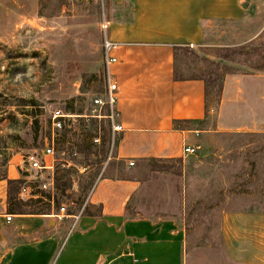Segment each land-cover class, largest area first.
<instances>
[{
    "label": "rangeland",
    "instance_id": "374dc122",
    "mask_svg": "<svg viewBox=\"0 0 264 264\" xmlns=\"http://www.w3.org/2000/svg\"><path fill=\"white\" fill-rule=\"evenodd\" d=\"M131 7L132 0H0V177L13 155L53 140L60 189L50 220L65 219L55 216L61 206L66 215L79 213L98 177L135 178L140 189L126 215L181 216L185 264H264V243L256 250L236 241L230 253L220 232L232 210L256 206L244 213L264 221V0L240 20L204 23L200 46L176 52V77L206 85L195 154L129 166L107 160L109 123L92 100L105 89L102 23L127 22ZM54 109L75 115L58 132L51 130ZM27 175L40 198L24 200L25 213L51 215L48 193L37 189L42 177Z\"/></svg>",
    "mask_w": 264,
    "mask_h": 264
},
{
    "label": "crops",
    "instance_id": "0c3cea01",
    "mask_svg": "<svg viewBox=\"0 0 264 264\" xmlns=\"http://www.w3.org/2000/svg\"><path fill=\"white\" fill-rule=\"evenodd\" d=\"M256 2L132 0L127 22L106 21V37L119 44L113 52L116 62L109 68L122 127L112 148L114 161L137 165L176 159L185 146L195 147L197 134L204 132L200 124L206 114V85L200 79L174 76L176 52L200 46L204 23L240 20ZM22 158L13 155L0 178V264H185L181 216L126 215L140 189L135 178L98 177L84 207L97 213H81L69 234L74 222L70 214L56 222L48 212L11 213L7 180L27 184V173L37 174L23 165ZM17 196L31 200L19 191ZM5 214L12 216L8 224ZM47 224L52 228H45ZM220 232L229 250L236 241L254 243L256 250L264 243V221L256 214L224 213ZM29 258L31 262L24 263Z\"/></svg>",
    "mask_w": 264,
    "mask_h": 264
},
{
    "label": "built area",
    "instance_id": "2783aa9c",
    "mask_svg": "<svg viewBox=\"0 0 264 264\" xmlns=\"http://www.w3.org/2000/svg\"><path fill=\"white\" fill-rule=\"evenodd\" d=\"M107 22L104 21L102 23L101 32H102V42H101V61L102 65L105 69V89L101 97H96L92 100L93 106L99 110H105L106 114L104 115H97L99 118H104L109 123V129L111 134V151L112 146L114 145V141H116L117 134L122 131L121 125L117 121L118 114L115 111V104H116V84L114 81L111 80L109 75V68L112 64L116 62V58L113 55V52L118 48L119 44L109 40L106 37V29H107ZM75 117L70 113L64 112L60 109H54L50 113V121H51V130L52 132H58L65 127V121H69V119ZM94 141H98L95 139ZM195 147L192 146H185L182 149V156H190L195 154ZM112 153V152H111ZM44 156L49 157V161H44ZM110 156L107 160H110ZM56 156L54 151V144L53 140L51 142H45L43 149L40 151H32L25 154L22 158L23 165L29 169L30 171L36 172L40 175L43 181L37 187L40 191L47 192L50 197H53L54 194V170L56 164ZM129 166H132V162H128ZM97 180V179H96ZM96 181L92 182L91 186L89 187L85 200L81 206V211L76 214H71L70 217L74 221L68 231V234L71 233L75 226V221L81 215L82 210L85 207V203L89 198L92 190L95 188ZM37 193L30 185L22 184L19 188V195L26 199H34L37 196ZM53 216V213L51 214ZM56 217H66L65 208L61 206L59 208V212L55 215ZM4 221L8 224L12 221V216L5 214Z\"/></svg>",
    "mask_w": 264,
    "mask_h": 264
},
{
    "label": "trees",
    "instance_id": "16d2710c",
    "mask_svg": "<svg viewBox=\"0 0 264 264\" xmlns=\"http://www.w3.org/2000/svg\"><path fill=\"white\" fill-rule=\"evenodd\" d=\"M220 59L222 60H228L227 59V56L224 55V56H220L219 57ZM224 70L226 71H231L230 69L228 68H223ZM176 77V75H174ZM178 78V77H176ZM190 79H200V80H203L202 78H190ZM102 154L104 156V150L102 149ZM166 160H173V159H166ZM152 161H157V160H146V161H143V162H147V163H152ZM161 161V160H159ZM120 164H122V162H119ZM55 171H56V164H55V170H54V176H53V180H54V194L56 191L59 192V189H60V185L59 183L57 182V180H55ZM0 178H4V175H2ZM22 185V181L21 180H17V181H12V180H7V202H8V211H10L11 213H14V214H25V211H24V206H27V202H25L24 200L18 198L17 194H18V189L20 188V186ZM62 193H64V191L62 190L61 191ZM54 194H53V199H54ZM37 201H34L33 203L35 204ZM57 204V202H56ZM259 208L256 207V206H252V207H249L247 211H236V210H232L230 212H233V213H237V212H250L252 210H258ZM127 210V209H126ZM261 209H259L260 211ZM27 214H33V213H27ZM35 214H44V213H41V212H38V213H35ZM85 214H88L87 212V209L84 208V212L82 215H85Z\"/></svg>",
    "mask_w": 264,
    "mask_h": 264
}]
</instances>
